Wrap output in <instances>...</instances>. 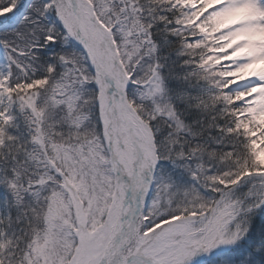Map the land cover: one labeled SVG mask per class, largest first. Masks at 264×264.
Instances as JSON below:
<instances>
[{"label":"snow or ice","instance_id":"6c2138e0","mask_svg":"<svg viewBox=\"0 0 264 264\" xmlns=\"http://www.w3.org/2000/svg\"><path fill=\"white\" fill-rule=\"evenodd\" d=\"M0 264H264V0H0Z\"/></svg>","mask_w":264,"mask_h":264}]
</instances>
